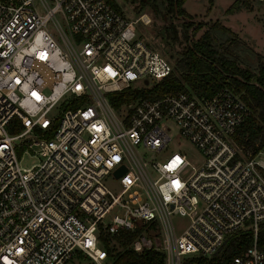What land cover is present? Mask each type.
I'll use <instances>...</instances> for the list:
<instances>
[{
  "label": "built area",
  "instance_id": "1",
  "mask_svg": "<svg viewBox=\"0 0 264 264\" xmlns=\"http://www.w3.org/2000/svg\"><path fill=\"white\" fill-rule=\"evenodd\" d=\"M172 70L107 0H0V264H105L104 239L126 233L127 247L184 264L244 229L252 239L226 264H264V145L236 141L251 113L240 95L223 86L111 103ZM172 126L194 156L157 158ZM23 154L36 161L22 166ZM173 216L185 218L180 231Z\"/></svg>",
  "mask_w": 264,
  "mask_h": 264
},
{
  "label": "trees",
  "instance_id": "2",
  "mask_svg": "<svg viewBox=\"0 0 264 264\" xmlns=\"http://www.w3.org/2000/svg\"><path fill=\"white\" fill-rule=\"evenodd\" d=\"M118 11L112 0H107ZM141 4H153V0H139ZM170 10L185 19L191 25V16L183 8L185 0H166ZM155 6V5H154ZM239 0L229 4L225 12L233 13L239 9ZM190 22V23H189ZM218 28L226 33L233 31L218 21L193 42L175 59L172 72L148 86H129L119 92L111 93V103L118 106L123 101L135 97H155L164 93L190 91L198 96H210L219 88L226 86L238 93L249 106L251 113L237 129L236 141L246 147L257 149L264 145V62H259L255 72L239 67L233 58L218 52L210 31ZM177 71L178 74L175 73ZM122 237H106L104 247L107 251L105 264H164L163 253L154 249L135 251L127 247L128 233ZM126 239V240H125ZM252 239L249 229L240 230L227 241L224 249L210 258H187L184 264H226L239 254ZM111 243H115L116 247ZM256 243L264 250V222L257 230Z\"/></svg>",
  "mask_w": 264,
  "mask_h": 264
},
{
  "label": "rangeland",
  "instance_id": "3",
  "mask_svg": "<svg viewBox=\"0 0 264 264\" xmlns=\"http://www.w3.org/2000/svg\"><path fill=\"white\" fill-rule=\"evenodd\" d=\"M122 16L131 22L134 33L150 48L164 55L173 65L178 56L187 48L190 42L196 40L214 21L228 26L233 33L220 31L218 28L210 31L218 52L233 58L239 67L255 72L259 62H264V0H239V9L226 13V7L234 0H185L183 8L191 16V25L184 18L176 16L167 5L166 0H153V4H141L139 0H112ZM148 16V23L138 18ZM60 18V16H57ZM189 22V23H190ZM176 74L177 71H175ZM143 80L133 82L141 85ZM171 139L162 155L178 151L180 148L191 147L190 155L195 150L177 129L171 127ZM142 152V151H141ZM196 153V152H195ZM150 157L151 152L144 153ZM36 161L35 157L23 154L20 157L22 166H29ZM125 176L119 180L107 179L109 188L115 189L123 183ZM173 224L180 231L185 224V218L173 216ZM116 247L115 243H111ZM87 264V263H84Z\"/></svg>",
  "mask_w": 264,
  "mask_h": 264
},
{
  "label": "water",
  "instance_id": "4",
  "mask_svg": "<svg viewBox=\"0 0 264 264\" xmlns=\"http://www.w3.org/2000/svg\"><path fill=\"white\" fill-rule=\"evenodd\" d=\"M126 171V166L120 165L114 172V177H119L121 174H123Z\"/></svg>",
  "mask_w": 264,
  "mask_h": 264
},
{
  "label": "snow or ice",
  "instance_id": "5",
  "mask_svg": "<svg viewBox=\"0 0 264 264\" xmlns=\"http://www.w3.org/2000/svg\"><path fill=\"white\" fill-rule=\"evenodd\" d=\"M33 95H35V93Z\"/></svg>",
  "mask_w": 264,
  "mask_h": 264
}]
</instances>
